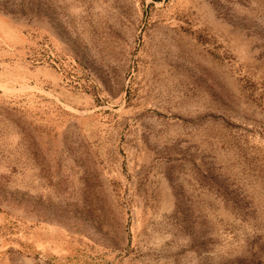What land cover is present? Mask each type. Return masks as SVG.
Instances as JSON below:
<instances>
[{
    "label": "rangeland",
    "instance_id": "374dc122",
    "mask_svg": "<svg viewBox=\"0 0 264 264\" xmlns=\"http://www.w3.org/2000/svg\"><path fill=\"white\" fill-rule=\"evenodd\" d=\"M0 264H264V0H0Z\"/></svg>",
    "mask_w": 264,
    "mask_h": 264
}]
</instances>
